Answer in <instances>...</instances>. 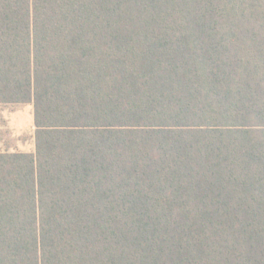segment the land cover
Wrapping results in <instances>:
<instances>
[{"label": "trees", "instance_id": "1", "mask_svg": "<svg viewBox=\"0 0 264 264\" xmlns=\"http://www.w3.org/2000/svg\"><path fill=\"white\" fill-rule=\"evenodd\" d=\"M0 264H264V0H0Z\"/></svg>", "mask_w": 264, "mask_h": 264}, {"label": "rangeland", "instance_id": "2", "mask_svg": "<svg viewBox=\"0 0 264 264\" xmlns=\"http://www.w3.org/2000/svg\"><path fill=\"white\" fill-rule=\"evenodd\" d=\"M33 151L31 105H0V152Z\"/></svg>", "mask_w": 264, "mask_h": 264}]
</instances>
